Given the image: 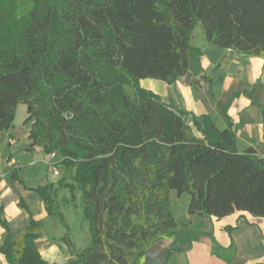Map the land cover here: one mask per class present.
I'll return each mask as SVG.
<instances>
[{
    "label": "trees",
    "instance_id": "obj_1",
    "mask_svg": "<svg viewBox=\"0 0 264 264\" xmlns=\"http://www.w3.org/2000/svg\"><path fill=\"white\" fill-rule=\"evenodd\" d=\"M196 25L210 46L264 57V0H0V133L25 105V150H58L85 188L91 243L63 264H132L169 232L167 259L187 250L198 234L190 220L176 223L171 190L189 194L188 216L264 217V158L239 151L230 127L140 85L186 73ZM27 189L51 214L48 188ZM17 205L27 210L21 198ZM1 216L0 206L6 228ZM41 234L30 216L6 231L0 255L7 264H58L42 258Z\"/></svg>",
    "mask_w": 264,
    "mask_h": 264
},
{
    "label": "crops",
    "instance_id": "obj_2",
    "mask_svg": "<svg viewBox=\"0 0 264 264\" xmlns=\"http://www.w3.org/2000/svg\"><path fill=\"white\" fill-rule=\"evenodd\" d=\"M198 43V46L188 49V70L175 82L167 84L160 80L145 78L140 80V85L156 93L162 101L176 109H182L198 119L207 115L218 128L230 127L235 134V143L239 151L252 147L257 155L264 158V57L249 56L236 50L210 46L204 41L202 34ZM8 133L0 136H8ZM10 165L0 154L1 217L8 222L7 229L0 225V243L6 231L17 233L26 225L30 216L38 221L36 215L41 219L48 217L39 198L34 199L35 206L29 212L27 210L25 212L24 208L17 205L19 198L22 199L24 196L25 189L23 185L10 178ZM6 198L14 205L13 214L9 216L3 207V199L6 201ZM260 218L245 212H234L220 219L211 217V221L214 222L215 239L219 236L215 247L210 251L212 257L216 258L215 264H247L246 261L241 262L236 253H233V256L227 255L226 252L222 255L220 250H228L233 244L239 245V238L242 236L244 238L246 236L248 243L251 242V236L256 238V233L264 238V217ZM225 226L231 227L229 237ZM170 236L169 239L164 236L159 239L165 245H169L174 233ZM60 238L53 237L52 242L43 237L37 240L39 251L46 263L62 264L70 259V253L68 255L63 253V249L56 243ZM0 259L2 264H7L2 255ZM255 261L257 259L252 258L249 262L259 263ZM199 262H201L199 257L187 249L180 252L172 251L166 264Z\"/></svg>",
    "mask_w": 264,
    "mask_h": 264
},
{
    "label": "rangeland",
    "instance_id": "obj_3",
    "mask_svg": "<svg viewBox=\"0 0 264 264\" xmlns=\"http://www.w3.org/2000/svg\"><path fill=\"white\" fill-rule=\"evenodd\" d=\"M22 5L23 2L19 4V7L21 8ZM192 35L193 37L191 36L192 38L190 39V48L198 46L199 44L198 42L201 38L200 26L196 25L194 27ZM190 54L193 55L191 51ZM41 107L42 100H40L39 105V108ZM26 115L27 107L23 104H19L16 107L13 120L14 128L8 131L9 133L11 132L10 134L7 132L8 136H0V154L4 157L6 162L11 164L10 167L14 168V173L17 176L16 181L24 186L25 193L22 199L28 206L27 212L33 210L35 206L34 199H38V196L27 188L39 186L48 188L46 194L50 199L51 214L47 215L48 217H46V219H41L36 215L42 226V234L40 237L50 242H52L53 237H67L69 245H66L59 239H57L56 243L63 249V253H67V255L70 253V259L73 260L76 258L80 249L87 247L91 243L89 221L84 214L85 188L82 185L77 169H75L73 164L63 162L62 156L58 150L53 152V156L50 157L49 160L46 158V155L40 151L38 146H34L32 151L25 150L30 143L26 128L29 130L32 122L28 121L24 124L23 120ZM0 134L4 135L3 132ZM48 163L52 165L51 168L48 167ZM3 200V207L7 211L8 216L12 215L14 205L10 204L7 198L6 201L5 199ZM188 200V193L177 195L174 190L170 191L169 204L174 219L178 224L184 222L186 219L192 221L190 229L197 233L198 237L192 241L188 249H190L196 257H199L201 262L198 264H215L214 261L216 258H213L210 253L217 243L216 240L218 241L217 237L219 238V236H217L215 239L214 222L211 221V216H188L186 210ZM224 228L229 237L231 227L225 226ZM172 233L173 232H169L164 237L169 239ZM255 235L256 238L251 236L250 243H248L246 236L245 238L243 236L240 237L239 245L233 244L228 250H220V254L223 255L226 252L227 255L233 256V253H236L241 262L246 261L247 264H254L249 261L252 260V258H256L257 261L255 262L264 264V238H262L259 233ZM67 250L68 252H66ZM250 255H254L255 257H251ZM142 259L143 251L137 252L131 262L132 264H140ZM63 263L65 262H62V264Z\"/></svg>",
    "mask_w": 264,
    "mask_h": 264
},
{
    "label": "water",
    "instance_id": "obj_4",
    "mask_svg": "<svg viewBox=\"0 0 264 264\" xmlns=\"http://www.w3.org/2000/svg\"><path fill=\"white\" fill-rule=\"evenodd\" d=\"M70 116V113L65 114L66 118H70ZM167 248L168 245H165L161 239H157L143 251V259L140 264H165Z\"/></svg>",
    "mask_w": 264,
    "mask_h": 264
},
{
    "label": "built area",
    "instance_id": "obj_5",
    "mask_svg": "<svg viewBox=\"0 0 264 264\" xmlns=\"http://www.w3.org/2000/svg\"><path fill=\"white\" fill-rule=\"evenodd\" d=\"M52 156H53V153H51V154H49V155H46V158L49 160V158L52 157ZM48 167L51 168L52 165H51L50 163H48ZM0 264H2L1 259H0Z\"/></svg>",
    "mask_w": 264,
    "mask_h": 264
}]
</instances>
